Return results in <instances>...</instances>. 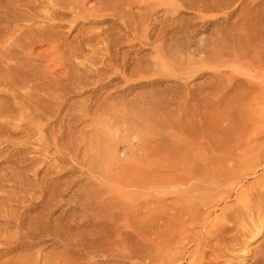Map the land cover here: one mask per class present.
I'll use <instances>...</instances> for the list:
<instances>
[{"label":"rangeland","instance_id":"1","mask_svg":"<svg viewBox=\"0 0 264 264\" xmlns=\"http://www.w3.org/2000/svg\"><path fill=\"white\" fill-rule=\"evenodd\" d=\"M210 1L225 3L182 14L158 8L144 24V42L122 28L114 71L98 62L100 53L96 64H83L89 50L69 58L81 81L67 85L62 113L39 122L37 107L58 105L49 104L47 90L40 103L26 95L29 88L10 84L6 57L17 47L7 34L55 31L70 44L81 28L110 22L55 6L16 22L23 0L19 10L14 0H0V264H159L160 215L205 211V202L242 179L254 154L258 176L242 182L263 184L264 0H237L236 11L227 0ZM33 48L22 57L43 66L48 46ZM99 160L126 181L105 180L94 166ZM141 175L142 187L135 182Z\"/></svg>","mask_w":264,"mask_h":264},{"label":"bare ground","instance_id":"2","mask_svg":"<svg viewBox=\"0 0 264 264\" xmlns=\"http://www.w3.org/2000/svg\"><path fill=\"white\" fill-rule=\"evenodd\" d=\"M18 1L21 2L22 0H14V9H16V6L18 5ZM7 2L13 3L12 0H7ZM236 2L237 0H227V3L235 6L234 11H236ZM22 3L25 6L24 8L21 7V9H23H20L18 15H15L16 22L26 19L28 20V18L31 19V17L33 18V16L38 15V12H40L42 8H46L45 6H55L58 9H54V12L64 14H66V12H63L61 9H67V13L69 11L73 12L77 19L83 17L87 21L89 19L90 22H94L97 21V16H102V22H110L109 25H106L99 30H82L83 28H81L79 34L75 36V42L70 44H65L62 40H60L57 36L58 33L57 35L54 33L55 31L52 33L49 31L45 32L43 30H41L43 32H33L32 30H27L28 34L25 32V35V30L18 28L15 30L18 31V34H20L18 35L15 33V38L14 36L12 37V35L10 38V36L7 34L8 38L14 43L13 45L18 48L17 49L13 47V50H8L7 52L10 56L9 57L7 55L8 58L6 57V59H8L7 63L12 62L8 64L7 71L9 72H6L5 69V72L10 74V79L8 77L10 84L18 89L29 88L31 91L29 92L28 90L26 95L29 93V98H35L39 100L38 102H40V100L44 101L42 97L40 98L39 93L41 90H47L50 92L49 94L51 97V103L49 104L52 106H54L53 104L58 105L56 108H51L52 106H50L51 109L48 112L41 110V106L38 105L40 107H37V110L42 112L37 113V115H39L37 116L38 118H36L40 122L44 119H49L52 114L58 115L59 113H62L61 110H63V105L66 103L64 99L67 85L73 86L76 81H81L80 78H82V76L79 75L77 71L74 72L71 69V65L68 63L69 58L71 59L73 56L77 57L78 54L82 53L83 51L89 50L90 53L88 52V56L85 55L86 60L83 62V64H96V54L100 53L102 56L98 58V62L100 61L102 67L105 69L109 70L110 68V70L113 69L114 71V65L117 62V55H120V53L117 54L119 50L115 49V45L119 43L120 39H118V37L120 38L122 36L120 33L122 28H126L128 31L135 33V38H132V41L144 42L146 36V28L144 27V24L152 17L155 10L160 7L169 9L178 14H182L186 13L187 10H193L197 12H205L213 9L216 10L219 9L217 6H221L225 2L221 4L220 1L215 3V1L212 2L210 0H23ZM134 5L138 6V8L142 10L138 13L134 12ZM19 8L20 7L17 6L18 10ZM11 20L12 19L10 18L9 21ZM12 26L13 25L11 24V27ZM8 28L10 29V27ZM19 30L22 31L19 32ZM12 34H14V32H12ZM23 34L24 36L21 38L20 36ZM2 37L4 38V36ZM42 42H45V44L48 46V48L45 50V56L42 55L44 57L45 63L42 64L43 66H39L40 64L31 66V64H29V62L22 57L21 53L26 51L30 46L33 51H35L33 48L35 44L39 43L40 45ZM6 47L7 51L9 48L8 46ZM31 48L28 50H32ZM14 53H18L17 56H15L16 54ZM30 55L31 53L28 56L30 57ZM32 58L36 57L34 56ZM40 58L42 59V57ZM1 60H3V58ZM51 61H54L52 62L53 65L57 64L58 66L53 67L51 64L50 67ZM33 62L35 61L33 60ZM2 65H5V68L7 66L6 63H3ZM125 65L126 64L123 66ZM97 66H100V64ZM59 68L61 69V76L55 75L54 73L55 70ZM97 71L99 75L102 74L101 67L97 68ZM39 80V84H34V82ZM89 115L90 114H88V116ZM250 139L251 138H249V141ZM249 141L243 143L244 145H242V147L240 146V149H242L241 152L246 150ZM58 142L59 141L56 139V144H58ZM254 157H256L255 154L251 157V163L249 162L245 165L244 175H242V179L240 181H235L229 184L227 188L228 190L226 189L227 191L223 195L212 198V200H210L207 204L205 202L204 205L207 206L205 211L198 212L196 210L189 209V212L179 210L176 212V210V213L172 215L162 214L159 216L157 220V243L160 250L159 264H184L185 262L186 264H264V182L260 187H256L255 183L246 185L242 182V180H245L248 176H258L257 168L259 155L255 159ZM105 161L106 162L99 160V164H97L98 166L94 165L96 170L98 171L102 168L101 172L103 173V171H105L103 174L105 180L117 184H123L126 181V174H124V172L114 174L112 172L113 166L111 162L109 160V162H107V160ZM137 178L138 180L136 179L137 181L135 182H137L136 184L138 186H141L142 181L139 180L142 179V175L138 176ZM231 198H234V202L230 203L229 199ZM218 207L220 208L219 212L217 211ZM260 236L263 237L256 245L248 247V244H252ZM190 244L193 245L192 250H188L187 248V246ZM166 248L169 250H166Z\"/></svg>","mask_w":264,"mask_h":264}]
</instances>
